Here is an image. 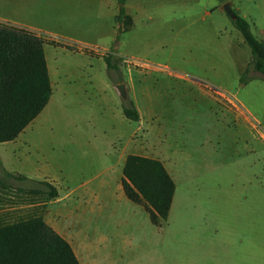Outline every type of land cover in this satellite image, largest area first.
Returning a JSON list of instances; mask_svg holds the SVG:
<instances>
[{"label": "crops", "instance_id": "0c3cea01", "mask_svg": "<svg viewBox=\"0 0 264 264\" xmlns=\"http://www.w3.org/2000/svg\"><path fill=\"white\" fill-rule=\"evenodd\" d=\"M222 5L219 0H125L123 10L128 25L124 28L117 23L118 0H0V23L30 30L46 40L43 51L52 88L49 102L37 118L15 140L0 144L11 145L1 152L0 161L9 171L6 165L11 155L21 150L20 157L26 161L23 166L27 169L26 172L20 170L23 174L19 175L36 183H49L57 189L58 197L43 203L45 212L42 217L69 243L79 264H142L152 259V255L142 250V238L132 233L134 245L131 236L124 239L125 242H117V233L112 238L104 228V222H109L110 229L117 214L124 219L128 214L131 224L143 220V214L149 220L142 206L134 203L118 206L115 202V197L118 196L120 202L125 197L121 181L128 155L152 158L163 164L175 184L173 204L177 172L174 160L163 150L179 148V141L186 140L184 135L176 134V122L188 116L180 104L193 97L194 90L204 94L197 82L201 78L195 73H179L140 59H133L138 66L125 64V59L118 57L117 51L109 44L122 34L166 38L156 42L166 46L174 45L177 41L174 38L185 33L197 35L206 29L220 32L225 23ZM205 21H209L207 25ZM59 51L83 59L85 65L58 60ZM105 54L123 61L122 67L118 64L121 83L108 76L110 72L103 59ZM95 66L104 73L103 77L94 70ZM85 67L90 74L87 79L82 76ZM134 76L140 79L139 90ZM169 82L177 86L180 83L183 92L171 96L170 112L160 111L159 103L166 95L162 87ZM119 84H124L127 99L133 102L139 114L137 123L140 129L143 128L140 140H134L135 130L127 131L122 127L126 118L121 98L115 94ZM86 86L89 93L85 91ZM57 99L68 107L70 116L69 124L59 128V136L50 134L52 128L45 132L46 128L41 125V119ZM81 108L85 111L82 115L87 122L85 126L72 120ZM101 123L106 127L101 128ZM44 132L43 138L37 136ZM138 141L139 146L156 150V155L129 154ZM58 147L67 151L58 162L48 161L45 157L48 151ZM111 149L113 151H109ZM84 150L91 153L86 154ZM32 155L40 156V162L35 163ZM80 160H86L87 164L79 163ZM93 164L100 169L93 175H85V170ZM54 205H57L56 210ZM103 215L106 216L104 219ZM148 223L151 224L150 220ZM192 225L187 238V253L173 254L171 264H255L253 242H249L248 247L245 242L236 246L240 253L228 254L227 249L232 245L229 238L221 234L213 237L211 223ZM155 261L156 264H165L163 256Z\"/></svg>", "mask_w": 264, "mask_h": 264}, {"label": "rangeland", "instance_id": "374dc122", "mask_svg": "<svg viewBox=\"0 0 264 264\" xmlns=\"http://www.w3.org/2000/svg\"><path fill=\"white\" fill-rule=\"evenodd\" d=\"M228 2L232 10L248 22L252 34L264 42V0ZM222 14L225 23L220 32H208L206 29L197 35L185 33L174 38L177 39L174 45L161 46L156 42L166 38H147L136 34H122L109 44L122 59H140L167 66L179 73H195L201 78L197 82L204 92L202 95L200 91L194 90L195 95L180 104L188 116L178 119L176 134L180 137L184 135L186 140L179 141V148L163 150L174 160L177 172V189L165 223L160 228L153 227L143 214L146 224L143 220L131 224L128 214L127 219L117 214L109 229V222L105 219L104 228L112 238L117 233V242H125L124 239L132 233L144 240L142 250L152 255V259L142 264H156L155 258L162 256L165 264H171L173 254L187 253V238L190 229H193L192 224L205 222L212 224L213 237L221 234L229 238L232 245L227 249L228 254L240 253L236 246L245 242V247H248L249 242H253L255 264H264V82L260 77L241 82L244 68L251 59L250 50L233 27L232 20L225 13ZM208 22L205 21V25ZM57 57L64 63L79 62L85 65L83 59L63 51H59ZM117 62L123 66V61ZM242 66L245 67L242 69ZM135 69L142 70L138 67ZM94 70L100 72V77L104 76L97 66ZM108 74L111 80L120 78L118 72L111 71ZM82 76L85 79L90 76L88 67L83 69ZM133 79L139 90V77L134 76ZM179 85L169 82L162 87L166 95L159 103L160 111L170 112L171 96L183 92ZM207 87L225 94L236 107H222ZM85 91L89 93L87 86ZM115 94L120 96L117 89ZM123 100L121 98V103ZM84 112L83 108L78 109V116L72 120L81 126L87 125L82 117ZM69 117L68 107L57 99L52 102L43 121L41 119V125L46 128L45 132L52 128L50 134L59 136V128L69 124ZM123 120V124H117L123 125L127 131L135 130L134 140L143 138V128L140 129L137 122ZM104 125L101 123V128H105ZM45 132L37 136L43 138ZM138 144L139 141L128 153L151 157L156 155V150ZM9 148L11 145H0V154ZM64 151L67 150L52 148L45 157L48 161L58 162ZM84 151L86 154L91 153L90 150ZM21 153L19 150L11 155L6 165L9 171L0 161V224L15 222L43 208V196L33 194V190L40 187L19 175L20 170L26 172L27 169L23 166L26 161L20 157ZM32 157L35 163L41 160L40 156ZM79 163L87 164L86 160H80ZM99 169L93 164L84 174L93 175ZM115 202L118 206L133 204L125 197L120 202L118 196ZM56 208L57 205H54L53 209ZM105 217L103 215L102 219ZM221 223L225 225L221 226ZM131 239L134 245L132 236Z\"/></svg>", "mask_w": 264, "mask_h": 264}, {"label": "trees", "instance_id": "16d2710c", "mask_svg": "<svg viewBox=\"0 0 264 264\" xmlns=\"http://www.w3.org/2000/svg\"><path fill=\"white\" fill-rule=\"evenodd\" d=\"M124 1L118 0L117 23L126 28ZM219 1L224 4L229 0ZM235 13L237 17L232 25L251 54L241 82L253 77L264 82V42ZM45 43L35 32L0 23V144L15 140L49 102L52 88L43 51ZM103 59L109 72L119 73L116 56L105 54ZM117 83H121L120 79ZM122 112L127 120L139 121L129 99L122 101ZM122 176L125 197L142 206L151 224L160 228L167 220L175 192V184L163 164L152 158L128 155ZM32 183L40 187L33 194L43 196V203L58 197L57 189L51 184ZM43 209L44 206L25 218L0 224V264H79L69 243L44 222Z\"/></svg>", "mask_w": 264, "mask_h": 264}, {"label": "built area", "instance_id": "2783aa9c", "mask_svg": "<svg viewBox=\"0 0 264 264\" xmlns=\"http://www.w3.org/2000/svg\"><path fill=\"white\" fill-rule=\"evenodd\" d=\"M124 62L127 63L128 65H131V66H138L134 60H125ZM207 89L210 93H212L211 95L213 96V98L215 96L217 97V99L216 98H214V99L217 100V102L220 103V105H222V107L228 108L227 105L230 106L231 108L236 107V105L231 100H229V98L225 94H223V93H221L215 89H209L208 87H207ZM210 90H212V91H210Z\"/></svg>", "mask_w": 264, "mask_h": 264}, {"label": "water", "instance_id": "95a60500", "mask_svg": "<svg viewBox=\"0 0 264 264\" xmlns=\"http://www.w3.org/2000/svg\"><path fill=\"white\" fill-rule=\"evenodd\" d=\"M222 9L223 11L225 12V14L231 19V20H235L237 15L236 13L232 10L231 8V5L229 2H225L223 5H222ZM120 97L122 99H126V90H125V86L124 84H119L117 85L116 87Z\"/></svg>", "mask_w": 264, "mask_h": 264}]
</instances>
